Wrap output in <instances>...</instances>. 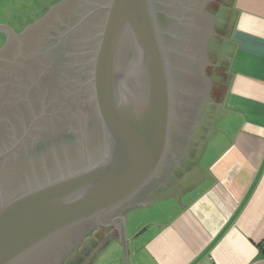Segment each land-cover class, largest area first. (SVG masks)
<instances>
[{
    "label": "water",
    "instance_id": "95a60500",
    "mask_svg": "<svg viewBox=\"0 0 264 264\" xmlns=\"http://www.w3.org/2000/svg\"><path fill=\"white\" fill-rule=\"evenodd\" d=\"M157 4L60 0L0 47V264H60L98 226L130 264L117 212L180 164L173 130L211 82Z\"/></svg>",
    "mask_w": 264,
    "mask_h": 264
},
{
    "label": "crops",
    "instance_id": "0c3cea01",
    "mask_svg": "<svg viewBox=\"0 0 264 264\" xmlns=\"http://www.w3.org/2000/svg\"><path fill=\"white\" fill-rule=\"evenodd\" d=\"M229 4L226 87L205 120L208 139L187 170L177 166L168 186L127 210L155 213L126 234L130 264H264V0ZM107 244L120 264L116 234Z\"/></svg>",
    "mask_w": 264,
    "mask_h": 264
},
{
    "label": "flooded vegetation",
    "instance_id": "af4514ba",
    "mask_svg": "<svg viewBox=\"0 0 264 264\" xmlns=\"http://www.w3.org/2000/svg\"><path fill=\"white\" fill-rule=\"evenodd\" d=\"M58 1L60 0H57L55 3ZM157 1L159 3L157 4L158 23H160L165 29H169L168 32H170L171 29V32L177 35L178 49H188L189 54L187 59H189V65L190 62L193 64L195 63L196 65L205 59L202 63V72L206 78L211 80L210 85H208L206 89V94H198L193 100H190L191 102L188 104V106L189 108L191 106V111H185L179 115V125H177L173 130V140L171 143L168 160L180 161L178 166L187 170L190 166L189 160L198 157L200 154L201 144L204 139H206L205 135H202L207 129L205 120L206 118L213 116L212 113L216 108L217 100L212 89V81H214V77L211 73L218 66L216 63H214L216 62L217 58H224L221 48H223L224 40L226 38L225 34L231 22V20L226 16V13H229L228 9L230 4L227 0ZM162 2H164L166 6H161ZM52 5L45 9L42 8V10L38 9L39 12L37 9H33L36 11H32L30 9V15L32 16L27 17V15L23 13L18 16V22L14 20H12L13 22L11 23L5 24L4 22L5 26H0V37H3L4 43L12 32L18 33L22 31L27 25L34 22L44 13H46V11ZM160 12H163L164 15L161 16ZM208 68L209 71H207ZM195 91L192 93L194 94ZM188 124H191L194 127L192 136L189 140L186 131ZM176 167L177 166H174L172 168L169 175H173V172L176 173ZM169 175L167 178H169ZM168 180H166V186L169 185ZM162 186L163 185L155 186L149 191V193L151 194L156 192V190H159V188H163ZM129 208L131 207H127L125 205L120 210H118L117 213L124 215L125 217V212ZM106 223L107 222L104 224ZM112 229L114 230L113 233L111 231ZM114 234L118 236L117 231L113 227L98 226L96 229L92 230L91 233L85 234L82 239L72 238L73 241L71 243L74 242L73 246L69 247V243L67 247L68 249L62 255L60 264H85V262L88 260L87 258L95 255L97 246L100 243L104 245Z\"/></svg>",
    "mask_w": 264,
    "mask_h": 264
},
{
    "label": "rangeland",
    "instance_id": "374dc122",
    "mask_svg": "<svg viewBox=\"0 0 264 264\" xmlns=\"http://www.w3.org/2000/svg\"><path fill=\"white\" fill-rule=\"evenodd\" d=\"M56 1L57 0H0V26H5L6 23L13 22L12 20L17 21L18 16L23 14V13L26 14L27 17H30V16H32V15H30L31 14L30 13L31 10L32 11H36V10H33V9H37V11L39 12L38 9H40V10H42V8L45 9L49 5H52L53 2H56ZM227 1L231 3V0H227ZM229 15H230L229 17L231 19L232 12H229ZM3 21H5V24H4ZM3 43H4V39H3V37H0V47L2 46ZM223 62L224 61H223L222 57L217 58L216 62H214V63H216V65H218L217 68H216L217 70L215 69L216 71L214 70L211 73V74H213V77H215V76L217 77L218 76V78H220V79L223 77V79L221 81H219L220 84H221V87L217 86V88H216L215 87L216 83L214 81H212V84H213V88L212 89L214 91V95H215L216 100H220L221 99V97H222V95L224 93L225 87H226L225 74H224V70H225L224 66H225V64H223ZM207 71H209V68L207 69ZM213 80H214V78H213ZM217 125L219 127L221 124L218 121V119L215 118V120H213V122H212L211 126L213 128L210 130V133H212L214 131L213 129H215V127ZM207 139H208V137L205 139V141ZM131 212L132 211H126L125 212L124 224H125L126 234H127V232L129 233L131 231L133 226H135V225L138 226L140 224V221H143V220H145L147 218H151V216L153 217L152 214H155V213H153V211H151L150 213H148L145 216H143V215L141 216L139 214L135 218L132 219L129 216ZM127 216L129 217V221H127ZM101 245L102 244L100 243L97 246V248L99 247L97 249V251H96L97 254L99 255L98 256V260H97V264H115V263H111V259L113 258V254H112L113 251H111L112 250L111 249V245L107 244L105 247H103ZM93 257L94 256H91L90 258H87L88 260L85 262V264H92ZM120 258H121V260L119 261L120 264H124L123 258H122V249H121V257Z\"/></svg>",
    "mask_w": 264,
    "mask_h": 264
},
{
    "label": "trees",
    "instance_id": "16d2710c",
    "mask_svg": "<svg viewBox=\"0 0 264 264\" xmlns=\"http://www.w3.org/2000/svg\"><path fill=\"white\" fill-rule=\"evenodd\" d=\"M53 3H55V2H53ZM53 3H52V4H53ZM49 6H50V5H49ZM219 81H221V79L218 78V76H217V77L215 76V77H214V82H215L216 84H215V83H214V84H215V87H216V88H217V86L221 87V84H220ZM216 88H215V89H216ZM262 248H263V247H262ZM263 249H264V248H263Z\"/></svg>",
    "mask_w": 264,
    "mask_h": 264
}]
</instances>
